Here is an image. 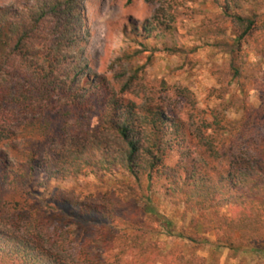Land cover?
Here are the masks:
<instances>
[{"label":"rangeland","instance_id":"374dc122","mask_svg":"<svg viewBox=\"0 0 264 264\" xmlns=\"http://www.w3.org/2000/svg\"><path fill=\"white\" fill-rule=\"evenodd\" d=\"M37 1L0 0V12L22 11ZM255 1L244 4L242 13ZM260 1L258 28L238 48L224 0H83L81 40L71 60L85 66L88 80L80 87L87 90V106L82 111L64 106L34 119L49 118L52 137L64 139L96 128L110 98L140 112H164L168 124L179 125L178 145L167 150L164 165L182 183L191 172L216 182L233 156L253 159L264 147ZM144 26L149 40L143 38ZM4 73L0 70V77L6 79ZM0 122V130L16 131L18 122L10 117ZM51 139H32L29 145L42 155L53 147ZM24 143L17 136L4 138L0 153L22 162L11 148ZM142 179L137 182L122 170H95L49 181L36 175L27 186H16L0 176V221L21 233L30 225L44 228L45 239L70 264H264V207L257 218L245 219L234 207H203L176 184L173 191L162 174ZM80 206L101 213L84 214Z\"/></svg>","mask_w":264,"mask_h":264},{"label":"trees","instance_id":"16d2710c","mask_svg":"<svg viewBox=\"0 0 264 264\" xmlns=\"http://www.w3.org/2000/svg\"><path fill=\"white\" fill-rule=\"evenodd\" d=\"M224 1V12L231 17L238 33L235 46L241 48L258 28L261 1H255L246 13H242L244 4L251 0ZM83 15V0H38L22 11L0 12V70L7 74L6 79L0 77V121L5 124L8 116L14 123L18 122L15 132L2 126L0 141L4 138L10 141L13 136L28 141L24 143L26 146L11 148L23 158L22 162L13 163L8 153H0L2 181L27 186L41 174L49 181L95 170H122L141 182L144 177L152 179L155 174H162L172 182L173 191L180 188L205 208L234 207L245 219L257 218L258 210L264 207V147L253 159L250 154L233 156L228 170L214 183L195 172L188 174L187 183H182L174 169L163 163L167 150L178 145L179 133V125L168 124L164 112H140L132 104L110 98L104 102L96 128H88L83 134L71 133L64 139L52 137V120L34 119L64 106L75 111L87 106L88 94L84 93L87 90L80 87L82 79L88 80L85 66L83 61L77 66L71 60L81 40ZM143 29L147 32L143 38L149 40L150 29L146 26ZM11 79L17 82L12 84ZM129 88L124 85L123 92ZM61 100L67 104L61 105ZM81 135L85 139L79 143L83 139ZM36 138H53V147L41 155L37 147L29 145ZM212 154L218 156L214 149ZM183 185L187 189H182ZM80 207L84 214L101 213L97 207ZM105 219L113 222L112 215ZM30 226L32 229L21 233L0 221V264H70L60 248L45 239L44 228ZM169 226L167 222L165 227Z\"/></svg>","mask_w":264,"mask_h":264}]
</instances>
